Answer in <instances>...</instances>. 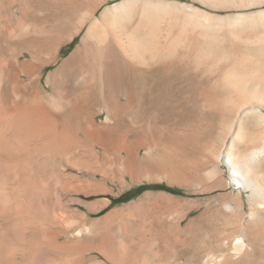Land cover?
Returning <instances> with one entry per match:
<instances>
[{
  "label": "rangeland",
  "instance_id": "rangeland-1",
  "mask_svg": "<svg viewBox=\"0 0 264 264\" xmlns=\"http://www.w3.org/2000/svg\"><path fill=\"white\" fill-rule=\"evenodd\" d=\"M98 1L0 0L1 85H8L16 67L29 60L31 53L39 55V59H47L58 53L55 63L45 66L41 71L36 67L33 74L26 77L25 83L30 85L29 96L36 97L37 103L59 113L66 110L70 120L78 121L81 125L78 128L80 130L72 133L71 139L63 140L60 144L40 139L33 143L30 141L32 145L29 144L27 148L29 142L24 137L23 141L15 139L11 148L7 145L8 150L13 149L12 156H17V153L19 156L11 162L13 167L20 164L21 160L24 165L32 163L30 153L33 156L39 149L54 155H64L66 160L74 163L81 162L82 156L85 158V163L79 166L81 169L72 164L67 172L79 179L78 183L76 181L72 186L63 187L61 184L65 180L58 177L55 180L60 182L61 187L55 183L56 188L50 189L54 191V200L61 209L58 213L67 211L72 216L77 232L85 229L84 235L76 237L69 261L62 249L59 253L52 252L45 239H40L41 245L46 243L42 246L37 243L35 249L41 254L43 252L42 257L45 251L47 257L44 255V261L48 263L46 259H50L52 264H213V261L205 259L208 249L221 237L233 238L238 235L252 244L256 238L261 250L257 252L256 246L246 257L238 255L230 262H222L220 257V261L215 264H252L254 261H263L264 225L258 223L257 219L252 228L247 226V217L251 211L247 193L242 191L239 197L238 190L230 183L227 167L223 164L218 174L210 177L209 170L213 161L207 146L217 139L221 130L219 115L190 93L187 94V100L177 101L168 95V61L154 60L146 67L135 64V68L129 70L123 67L109 68L98 63L82 64L80 61L64 65L78 48L86 31L85 27L76 33L81 25V17ZM121 1L109 0L107 4ZM169 1L192 4L198 10L217 16L235 14L236 19H230L235 22L234 25L227 26L226 23L218 27L222 33L238 23L251 27V23L257 21L255 26L264 28L258 18V11L264 9V0ZM143 5L142 0L133 1L124 9H119L118 15L123 18L126 13L132 12L131 18L136 24L141 19ZM178 10L180 15L187 13L183 8L178 7ZM97 13L100 14V10ZM166 14L168 16V12ZM238 14L245 16L239 17ZM206 18L194 15L195 21L201 23H208ZM167 24L168 17L164 25ZM73 35L75 37L72 39ZM161 39L163 43L166 42L165 38ZM186 48L185 45L179 47L181 55L189 53L190 48ZM124 56L127 54L120 55ZM36 62L39 65V60ZM40 73L41 90L35 83ZM199 81L201 91L210 88L215 80H209L203 75ZM112 97L124 109L107 120L106 98ZM108 122L117 124L112 134L106 129ZM107 133L110 145L106 150L96 142L94 136L103 139L108 136ZM3 139V135H0V140ZM22 143L27 149L24 146L19 148ZM91 152H96L98 157L92 158L89 155ZM137 164L143 170L134 175L130 172L134 168L131 165ZM18 173L17 170L15 175ZM26 174H20V177L29 175ZM3 179L0 176V188L3 189L1 191L6 201L3 199L0 202V225H3L0 229L9 232L12 227L15 231L19 225H51L53 217L48 211L51 206L33 199L31 193L34 189L31 192V187L22 189L10 182L6 184ZM25 179H32L33 182L37 180L30 175ZM43 180L44 187L49 186L46 183L48 177H43ZM42 186L40 183L39 189ZM58 186L64 188L63 193ZM120 197L123 200H119ZM238 197L244 204L241 219L247 214L242 220L245 225L242 227L238 215H231L222 208L226 201L233 204L230 200ZM181 203L196 209L187 214L179 230L177 217L182 213V209H178ZM259 212L264 215V207H260ZM4 213L12 217V220L7 222L8 216L3 220ZM3 221L9 223L8 226H4ZM12 230L10 232L13 233ZM25 247L29 248L28 245ZM17 255L20 256L17 257L18 262L15 260ZM17 255L15 263L24 264L26 260L22 259L23 256L20 253ZM20 258L25 262L20 261Z\"/></svg>",
  "mask_w": 264,
  "mask_h": 264
},
{
  "label": "bare ground",
  "instance_id": "bare-ground-1",
  "mask_svg": "<svg viewBox=\"0 0 264 264\" xmlns=\"http://www.w3.org/2000/svg\"><path fill=\"white\" fill-rule=\"evenodd\" d=\"M108 1L99 0L88 13L81 17V25L76 33H80L85 27L86 31L78 48L64 65L80 61L82 64L98 63L109 68L123 67L129 70L135 68V64L145 65L146 67L154 60L157 62L168 61V95L177 101L187 100V94L190 93L192 96H196L195 99L204 101L206 106L219 115L221 130L217 139L212 144L209 142L210 145L207 146L213 161L209 170L210 177L218 174L221 164L225 165L230 177V183L238 190L239 197L242 191H245L248 195L251 211H249L250 213L247 217V226L252 228L257 219H259L258 223L264 225V215L260 214L262 211L259 212V208L264 207V28L256 27L254 23L257 21L252 22L253 20L249 19L252 22L251 27H245L238 23L237 26L229 28L222 33L218 27L226 23L227 26L234 25L235 22L230 19L235 20V14L234 16H230L231 14L228 16H217L201 9L198 10L199 8L192 4L188 5L169 0H142L144 5L141 9V19L135 24L134 19L131 18L132 12L126 13V16L122 18L120 14L118 15V10L124 9L129 3L136 0H122L119 3L107 4ZM211 1L209 0V2ZM213 6L217 5L214 4ZM178 7L185 9L187 11L186 15H180ZM99 10L100 14L97 13ZM259 11L258 18L264 24V9ZM170 13L171 15H169ZM194 15L206 16L209 21H207L208 23L195 21ZM238 15L239 17L245 16ZM167 17L168 24L166 26L164 24L167 21ZM211 18L216 21H210ZM74 37L75 35L72 36V39ZM161 38H165L166 42L163 43ZM183 45L190 48L189 53H186V55H181L180 51H178L179 47ZM123 53H126L127 56L120 57ZM57 58L58 53L47 59H39V55L31 53L29 60L22 62L16 67L15 73L13 72L14 75L8 81L7 86L3 87L0 83V135H3L4 138L2 141L0 140V176L4 177L6 184L10 182L22 187V189L23 187H31L29 189L31 192L34 189L33 193L30 192L31 195H34L32 196L34 197L33 199L36 198L42 204H49L51 207L48 211L51 212L53 217L49 226L31 227L22 225L20 227L19 225L15 231L12 230L14 228L12 227L13 233L10 232L11 230L5 232L7 230L4 231L1 228L0 264H16L14 258L18 253L21 254V257L23 256L22 259L26 260V262L21 258L19 260L26 264H52L50 259H46V261H49L48 263L44 261L47 257L45 251L44 255L46 257L44 258V255L42 257L43 252L41 254L35 249L37 243L42 246L46 242L52 252L59 253L61 249L64 253L66 252L69 261L76 237L83 236L85 232V229H79L77 232L72 216L67 211L58 213L61 209L54 200V191L50 190L56 188L57 185L55 183L60 185V182L55 180L60 177L65 180V183L61 184L62 186H72L76 181L78 183L79 179L77 180L74 176L68 175L67 172L72 167V164L78 165V167L82 166L81 164L85 163L84 156H82L81 162L74 163L71 160H66L64 155L61 156L58 153L54 155L39 149L35 150L36 152L34 151L33 156L30 153V157H32V159L30 158V161H32L30 164L32 165L28 163V165H24V162H21L23 160H18L20 164L14 166L16 167L15 172L14 164H11V162L17 158L18 153L17 156H12L13 149L10 151L7 146H13L15 139L19 141L24 137L29 142L28 145L25 142V145L28 146L27 148H29L30 141L33 143L35 140L40 139L60 144L63 140L71 139L72 133L80 130L78 129L81 126L80 123L78 121L72 122L66 110L59 113L37 103L36 97L32 98L33 96H29L30 85L28 86L25 83L26 77L31 76L36 67H39L41 71L45 66L55 63ZM36 60H39V65H36L38 64ZM203 75H206L207 79L215 81L210 88H204L200 91L199 80ZM41 78L42 73L35 79V83L39 85V90L42 89ZM154 87L152 86V88ZM199 95L201 98H199ZM112 98H106L108 100L106 103L107 120H110L112 115L122 112L124 109L123 105L119 104L120 102L118 103L114 97ZM108 123L106 124V129H108V133L112 134L117 127V122L115 123L116 125ZM95 137L96 142L100 143L103 148H109V134L103 139L102 137ZM22 144L21 146L16 145L21 148L24 146ZM25 148L23 150L27 149ZM89 155L92 158L98 157L96 152H91ZM58 159H61L62 162L60 160L58 162ZM131 167H134L130 170L134 175L139 174L143 170L138 164L131 165ZM79 169L81 168L79 167ZM17 170L19 173L15 175ZM26 172L37 180H34L35 182L31 181L32 179L26 180L25 178H28V174H26V176L28 175L27 177L21 178L20 174L22 175ZM17 176H19V179H16ZM43 177H48V182L46 181L49 185H46L48 188H45V184L42 183L45 181ZM15 180L17 181L16 183H14ZM40 183L41 185L43 184V188H40L41 190L38 187ZM58 189H60L59 186ZM63 189L60 190L62 191ZM1 190L3 189L0 188V202L4 199ZM19 191H21L20 188ZM239 197L230 200L233 201L234 206L231 202L226 201L222 208L231 213V215H238L239 219H237L241 221L240 226L242 227L245 226L242 220L247 214L241 219L244 204L242 205L243 201ZM4 200L6 201V198ZM32 203L36 204L34 201ZM256 205L259 206L256 208ZM178 209H182V213L177 217V227L180 230L184 224V218L187 214L194 211L196 207L181 203ZM5 213H7V210ZM5 213L4 215L2 214L3 220H6V216H8V213L6 215ZM259 214L261 215L260 217ZM10 218L12 217L8 216L6 221L12 220ZM3 222L4 226H8L7 224L9 223L6 222L5 224V221ZM62 238H65L63 239L64 241H61ZM221 238L208 249L205 255V259L213 261V264L219 262L218 258L220 257L222 262L225 260L230 262L232 259L237 258L238 255L246 257L255 250L256 246L257 252L261 250L258 245L259 240L256 238L253 240L255 242L253 244L243 237H238V235L233 236V238ZM40 239H45L46 242L41 245ZM27 245L29 248L25 247ZM263 255L264 253L262 257ZM17 257L20 256L17 255L15 260H17ZM262 260L254 261L252 264H264V259L262 258ZM66 261L65 263L68 262Z\"/></svg>",
  "mask_w": 264,
  "mask_h": 264
},
{
  "label": "trees",
  "instance_id": "trees-1",
  "mask_svg": "<svg viewBox=\"0 0 264 264\" xmlns=\"http://www.w3.org/2000/svg\"><path fill=\"white\" fill-rule=\"evenodd\" d=\"M127 198H129V197H127ZM119 200H123L122 197H120Z\"/></svg>",
  "mask_w": 264,
  "mask_h": 264
}]
</instances>
